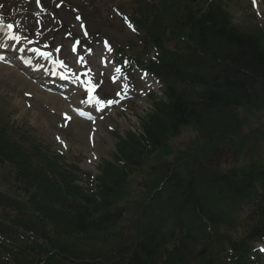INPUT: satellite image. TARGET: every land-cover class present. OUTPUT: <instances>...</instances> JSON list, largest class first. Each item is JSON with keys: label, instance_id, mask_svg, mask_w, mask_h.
Returning <instances> with one entry per match:
<instances>
[{"label": "trees", "instance_id": "trees-1", "mask_svg": "<svg viewBox=\"0 0 264 264\" xmlns=\"http://www.w3.org/2000/svg\"><path fill=\"white\" fill-rule=\"evenodd\" d=\"M132 15L144 37L127 44L125 54L120 47L119 52L142 64L157 47V59H148L147 66L163 80L167 100H154V110L142 122L143 135L130 132L120 139L114 160L104 162L95 192L76 184L77 176L58 158H49L39 146L31 154L0 129V175L11 178L19 197L0 193V233L14 243L0 249L12 264H261L259 257L251 259L249 241L264 238V165L216 173L207 194L194 178L198 172L210 180L204 162L195 158L188 178L171 173L168 164L162 190L141 202L130 198L129 171L143 164L145 148L165 145L184 125H208L212 115L240 105L264 109V42L231 26L217 1L203 10L197 0H145ZM227 118L237 123L235 115ZM190 180L187 194L175 191L174 203L162 200L152 208L155 200L172 194L173 185L182 190ZM251 201L256 204L253 222L245 236L237 237L230 211ZM124 222L133 223L130 239L124 236ZM17 228L32 231L46 245L21 243ZM226 246L231 252L221 255Z\"/></svg>", "mask_w": 264, "mask_h": 264}, {"label": "rangeland", "instance_id": "rangeland-1", "mask_svg": "<svg viewBox=\"0 0 264 264\" xmlns=\"http://www.w3.org/2000/svg\"><path fill=\"white\" fill-rule=\"evenodd\" d=\"M7 1L10 3L6 4L7 11L3 14L21 26L17 30L30 35L36 43L55 49L58 56L70 65L67 69L74 74L80 68L87 69L94 84L98 85L95 97L104 102L109 100L115 102L107 112L98 117L90 120L80 119L73 112L74 106L96 107L100 103H97L96 99L90 100L86 96H81L78 89H76L79 91L78 94L69 95L68 99L63 100L42 90L35 80L29 79L17 66L3 64V67L0 65V120L4 121L8 133L13 137H17L14 125L16 127L21 125L43 141L50 151H60L68 163L77 161L83 170L98 174L102 158L115 151L117 140L113 132L124 135L128 130H138L141 118L152 109L149 91L156 86L147 78L140 79L138 73L135 75L133 86L126 77L120 82H113L111 66L106 68L101 60L105 49L104 43L95 42L93 34L102 32L113 39L127 42L134 30L127 21L118 18L120 15L116 9H110L108 6L105 11L104 7H98L100 4L97 6L93 4L94 0L66 2L59 8L57 18L52 17L49 7L54 11L55 3L59 0L51 2L49 7H44L43 3L38 5L36 0ZM224 2L231 10L238 27L250 29L256 25L264 26V18L250 9L249 0ZM81 6L92 7H89L91 8L89 12H85ZM261 6L258 13L264 16V5ZM253 13L259 19H255ZM81 23H84L86 30L82 28ZM75 34L89 37L86 41L96 46L94 51L90 52L84 47L72 48ZM82 54L85 55L87 65L80 63ZM156 88H159V85ZM155 93L158 96L162 95L160 90ZM93 112H96V109ZM62 113H68L70 119H63ZM241 114L252 120V123L244 128V133L250 130L264 133V129L260 127L264 120H259L258 116L245 110H241ZM56 136L66 141L65 148L57 143ZM197 136L192 128H187L175 139L174 146L176 145L177 149H185ZM202 141L200 140V143ZM258 141L260 146L256 145V151L264 156V136H258ZM235 154V147L223 146L211 155L209 162L228 167ZM0 190L7 191V187L0 184Z\"/></svg>", "mask_w": 264, "mask_h": 264}, {"label": "snow or ice", "instance_id": "snow-or-ice-1", "mask_svg": "<svg viewBox=\"0 0 264 264\" xmlns=\"http://www.w3.org/2000/svg\"><path fill=\"white\" fill-rule=\"evenodd\" d=\"M13 28H14V25L13 24H8L7 25V29H8V31H9V34H10V38L11 39H14V40H19L20 39V37L19 36H17V35H13L12 34V30H13ZM43 55H48V53H42ZM61 63V65L63 66V62H60ZM90 71V70H89ZM117 71H119V69H117ZM113 79H115V78H113ZM89 84H90V86H89V88H88V91H89V93H90V100L91 99H96L97 100V103H100V104H103L104 103V101H101V100H99L97 97H95L94 95H92L94 92H95V89H96V87H98V85H95V84H91V82H89ZM117 95H119V93L117 94ZM115 101H111V100H109V101H107V103L108 104H111V103H114ZM65 117H66V119H70V117H67V115L65 114Z\"/></svg>", "mask_w": 264, "mask_h": 264}]
</instances>
